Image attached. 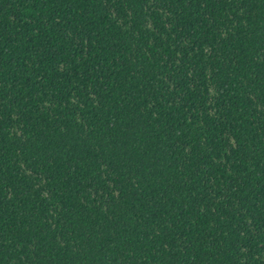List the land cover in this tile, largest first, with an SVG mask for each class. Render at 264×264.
<instances>
[{"label":"trees","instance_id":"obj_1","mask_svg":"<svg viewBox=\"0 0 264 264\" xmlns=\"http://www.w3.org/2000/svg\"><path fill=\"white\" fill-rule=\"evenodd\" d=\"M0 264H264V0H0Z\"/></svg>","mask_w":264,"mask_h":264}]
</instances>
